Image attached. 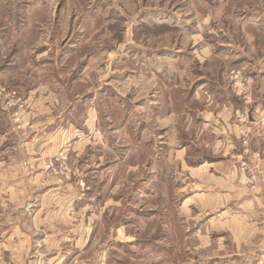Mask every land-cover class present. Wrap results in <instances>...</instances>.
<instances>
[{
	"label": "rangeland",
	"instance_id": "374dc122",
	"mask_svg": "<svg viewBox=\"0 0 264 264\" xmlns=\"http://www.w3.org/2000/svg\"><path fill=\"white\" fill-rule=\"evenodd\" d=\"M262 111L264 0H0V173L16 134L50 123L73 175L44 170L74 186L45 208L30 187L20 210L0 175V264L22 261L2 247L18 222L29 264H264L260 236L235 242L188 199L190 170L232 139L250 192L264 185ZM45 236L57 261L37 257Z\"/></svg>",
	"mask_w": 264,
	"mask_h": 264
},
{
	"label": "crops",
	"instance_id": "0c3cea01",
	"mask_svg": "<svg viewBox=\"0 0 264 264\" xmlns=\"http://www.w3.org/2000/svg\"><path fill=\"white\" fill-rule=\"evenodd\" d=\"M260 119L262 128L259 132L264 138V111L260 113ZM60 128L63 127L51 129L50 123H48L43 126L42 132L36 128L29 134L25 132L23 134L15 133L19 140L16 146L17 153L19 157L22 155V159L15 165H8V170L0 173V175L11 180L16 178L15 183L10 180L11 183L6 182V184L11 189L9 197L11 199L14 197L21 202L18 209L22 210L32 203L36 204V199L32 197V192L29 190L30 187L35 186L41 190L43 208L49 207L47 201L50 200V195L56 191L61 193L63 199L74 194V186L70 182L60 181L57 175H48L44 170V165L48 159L55 157L59 151L66 150L62 148L64 140L59 137L62 131ZM24 135H31V137L27 139ZM238 146L240 147L239 141L232 139L227 145L226 159L202 164L190 170L191 176L196 182L193 184L192 196L188 199L196 204L198 210L213 212L207 221L211 222L212 229L228 232L237 243L244 244L253 234L254 237L260 236L261 241L264 242V234H262L264 233V224L262 227H256L248 223H264V185L259 184L255 192H250L245 184V175L239 172L237 168ZM257 168L264 177V158L258 162ZM38 209L40 210V207ZM46 217L43 218L44 222H31V227L39 229L50 226V222H46ZM31 219L34 221L38 218L33 216ZM16 226L18 231L16 241L7 240L2 244V247L10 253L9 258H22L20 264H29V252L34 241L31 240L26 222H18ZM45 237L40 238L41 246L37 248V257L40 259L47 257L49 261L54 258L53 260L57 261V257H50L46 254L49 249V240L47 236ZM248 253L250 256L254 254L250 248Z\"/></svg>",
	"mask_w": 264,
	"mask_h": 264
},
{
	"label": "built area",
	"instance_id": "2783aa9c",
	"mask_svg": "<svg viewBox=\"0 0 264 264\" xmlns=\"http://www.w3.org/2000/svg\"><path fill=\"white\" fill-rule=\"evenodd\" d=\"M52 160H53V161H50V162L48 163V167H47V168L51 169V171H52L54 174L57 173V170H56V167H55V165H56V161H60V168H59V169H60V172H61V174L63 175V177H64V178H70V177H72L73 172L70 171V169H69V167H68V165H67V161H66L64 155L60 154L59 157H56V156H55V157L52 158Z\"/></svg>",
	"mask_w": 264,
	"mask_h": 264
}]
</instances>
